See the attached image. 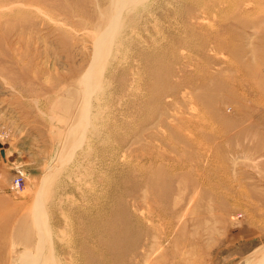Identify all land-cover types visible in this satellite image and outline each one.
I'll return each mask as SVG.
<instances>
[{"label": "rangeland", "instance_id": "obj_1", "mask_svg": "<svg viewBox=\"0 0 264 264\" xmlns=\"http://www.w3.org/2000/svg\"><path fill=\"white\" fill-rule=\"evenodd\" d=\"M0 124V264H264V0H0Z\"/></svg>", "mask_w": 264, "mask_h": 264}, {"label": "built area", "instance_id": "obj_2", "mask_svg": "<svg viewBox=\"0 0 264 264\" xmlns=\"http://www.w3.org/2000/svg\"><path fill=\"white\" fill-rule=\"evenodd\" d=\"M4 137H5V135H4L3 126L0 124V144L3 145V148H4V143H3ZM25 180H26L25 175H23V174L17 175L12 181V188L14 190L21 189L25 184Z\"/></svg>", "mask_w": 264, "mask_h": 264}, {"label": "crops", "instance_id": "obj_3", "mask_svg": "<svg viewBox=\"0 0 264 264\" xmlns=\"http://www.w3.org/2000/svg\"><path fill=\"white\" fill-rule=\"evenodd\" d=\"M2 149H0V170H5L6 159L2 156ZM8 182L4 179L3 181H0V188L7 189ZM236 236V235H235Z\"/></svg>", "mask_w": 264, "mask_h": 264}, {"label": "water", "instance_id": "obj_4", "mask_svg": "<svg viewBox=\"0 0 264 264\" xmlns=\"http://www.w3.org/2000/svg\"><path fill=\"white\" fill-rule=\"evenodd\" d=\"M0 148L2 149V154L4 155L5 154V150H4V148H3V145L2 144H0Z\"/></svg>", "mask_w": 264, "mask_h": 264}, {"label": "bare ground", "instance_id": "obj_5", "mask_svg": "<svg viewBox=\"0 0 264 264\" xmlns=\"http://www.w3.org/2000/svg\"><path fill=\"white\" fill-rule=\"evenodd\" d=\"M4 142V141H3Z\"/></svg>", "mask_w": 264, "mask_h": 264}]
</instances>
